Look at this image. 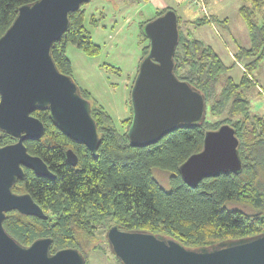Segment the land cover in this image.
I'll list each match as a JSON object with an SVG mask.
<instances>
[{
	"label": "trees",
	"instance_id": "16d2710c",
	"mask_svg": "<svg viewBox=\"0 0 264 264\" xmlns=\"http://www.w3.org/2000/svg\"><path fill=\"white\" fill-rule=\"evenodd\" d=\"M36 1L0 0V38L12 26L19 9ZM86 5L70 13L68 30L52 47L57 67L68 76L73 73L67 55L69 45L89 56L100 52L86 28ZM169 9L157 11L155 18ZM239 15L250 39L249 47H241L234 54L235 63L244 69L240 82L230 76L232 67L225 65L213 47L185 29L216 26L215 22L226 25L228 20L220 21L210 13L188 25L178 16L180 40L175 52V74L206 97L207 117L199 126L182 127L155 145L134 148L127 133L115 127L106 109L92 101L90 92L81 89L82 96L92 104L100 137L94 155L65 136L51 120L49 111H35L32 115L44 123L45 133L41 139L25 144L31 155L47 164L55 179L40 178L26 170L25 180L19 181L13 191L29 193L48 219L12 211L4 221L6 231L24 246L51 238L52 253L76 248L86 263L91 248L94 249L96 232L106 221L124 231L163 235L189 249L264 233V116L254 115L246 95L255 85L254 73L264 63V0H243ZM99 21L92 14L90 24L97 26ZM142 38L148 42L143 33ZM148 50L149 46L143 49V57ZM225 124L236 130L242 172L204 179L196 188L188 186L179 172L180 166L202 151L207 131ZM15 142L2 134L0 146ZM70 149L78 156L76 167L67 162ZM155 169L170 173V191L155 180Z\"/></svg>",
	"mask_w": 264,
	"mask_h": 264
},
{
	"label": "water",
	"instance_id": "95a60500",
	"mask_svg": "<svg viewBox=\"0 0 264 264\" xmlns=\"http://www.w3.org/2000/svg\"><path fill=\"white\" fill-rule=\"evenodd\" d=\"M92 0H38L19 9L12 26L0 38V139L6 134L16 142L0 146V264H86L76 248L51 252L53 240L42 238L30 246L20 244L5 229L9 212L47 220L30 194H16L24 169L54 180L55 175L25 142L36 141L45 125L32 114L49 111L53 123L92 154L100 146L92 104L82 96L71 76L63 74L53 56V44L70 25V13ZM150 42L140 62L131 95L132 120L127 132L130 145L144 148L157 144L182 127H196L207 117L206 97L175 74L179 45V19L174 10L148 21L142 28ZM236 130L222 125L205 133L201 152L179 168L185 183L196 188L207 178L240 174L242 161ZM67 162L76 167L78 156L70 149ZM106 240L121 264H264V233L227 240L210 247L189 249L163 235L109 228Z\"/></svg>",
	"mask_w": 264,
	"mask_h": 264
},
{
	"label": "rangeland",
	"instance_id": "374dc122",
	"mask_svg": "<svg viewBox=\"0 0 264 264\" xmlns=\"http://www.w3.org/2000/svg\"><path fill=\"white\" fill-rule=\"evenodd\" d=\"M242 3L243 0H208L209 14L220 21L227 19L228 23L185 27L192 31V37L213 47L227 67H232L229 73L236 82L241 81L244 69L235 63L234 54L239 48L250 45L248 29L239 15ZM85 9L86 28L100 52L89 56L69 45L67 55L73 64L71 76L81 89L91 93L92 101L106 109L115 127L124 134L130 127L127 121L132 120L131 90L143 59V49L149 45L147 41L143 42L141 25L153 20L157 11L165 9L176 11L188 25L203 14L190 9L183 0H93ZM92 14L100 19L97 26L90 24ZM253 80L255 85L246 95L254 115L264 116V63L254 73ZM153 176L164 190L170 191L169 172L155 169ZM105 223L96 232L94 249L91 248L86 264H121L106 240L107 231L114 224Z\"/></svg>",
	"mask_w": 264,
	"mask_h": 264
},
{
	"label": "built area",
	"instance_id": "2783aa9c",
	"mask_svg": "<svg viewBox=\"0 0 264 264\" xmlns=\"http://www.w3.org/2000/svg\"><path fill=\"white\" fill-rule=\"evenodd\" d=\"M185 1L186 5L194 10V11H200L203 15L209 16V10H208V3L207 0H183Z\"/></svg>",
	"mask_w": 264,
	"mask_h": 264
},
{
	"label": "flooded vegetation",
	"instance_id": "af4514ba",
	"mask_svg": "<svg viewBox=\"0 0 264 264\" xmlns=\"http://www.w3.org/2000/svg\"><path fill=\"white\" fill-rule=\"evenodd\" d=\"M148 43L150 44V42L148 41ZM149 46V45H148ZM74 151V150H73ZM77 155V154H76ZM26 170H30V169H27V168H25L24 169V172H25V178H26ZM30 171H32V170H30ZM33 172V171H32ZM25 178H24V180H25ZM24 180H22V181H20V182H23ZM16 193V192H15ZM16 194H29V193H27V192H21V193H16Z\"/></svg>",
	"mask_w": 264,
	"mask_h": 264
},
{
	"label": "crops",
	"instance_id": "0c3cea01",
	"mask_svg": "<svg viewBox=\"0 0 264 264\" xmlns=\"http://www.w3.org/2000/svg\"><path fill=\"white\" fill-rule=\"evenodd\" d=\"M69 58V57H68ZM71 61V60H70ZM72 62V61H71ZM73 65V64H72Z\"/></svg>",
	"mask_w": 264,
	"mask_h": 264
}]
</instances>
